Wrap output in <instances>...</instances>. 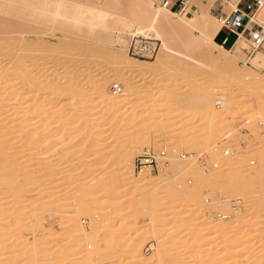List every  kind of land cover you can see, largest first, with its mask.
Returning a JSON list of instances; mask_svg holds the SVG:
<instances>
[{"label":"bare ground","instance_id":"obj_1","mask_svg":"<svg viewBox=\"0 0 264 264\" xmlns=\"http://www.w3.org/2000/svg\"><path fill=\"white\" fill-rule=\"evenodd\" d=\"M68 2H69V8H70V12H69L70 14H69L68 19H69L73 29L81 28V26L86 21L85 18L88 16V17H90V19L89 18H88L89 20L87 18L86 19L88 20L87 24L90 28H96L101 22L107 23L105 25V27L103 28V32L106 34V33H108L109 26L111 27V26H113V24H114V26H115V24L118 25V22L120 21L119 17H120V15H123V14H121L123 12V13H126V15H127L126 17H129V15H130L131 18H133L134 20L137 21V23H138L137 25L139 26V28H138L137 32L135 33L136 38L161 43V49H160V51L162 52L161 58L158 57V58H155L152 60H147V61L133 60L132 58H130V56H127L125 54V52L122 53L123 49H118L119 52H117L111 56L107 55V52L105 49L110 44L104 43V42H100L96 46H93V47H89V48L86 47V50L88 52H93V53H89V56L95 57V59H98V61H97L98 63L103 61V59L108 60L110 67L116 66L117 68L120 69L119 75L117 77L115 76L116 78L114 79V82H115L114 84H118V86H120L121 89L119 92H113V90L111 88V91L113 92L114 95H119L122 92V88L125 87V85H122L123 82L131 81L134 84H143L144 85L147 83H152V81L155 79H161L162 81L169 83L166 86L167 87L166 90L172 86V87H175L174 89L171 88L172 89L171 91H173L172 93H174V91L177 92L180 89L178 86L184 85L185 84L184 82L190 76L193 78V74H195L194 70L196 68H198V66L203 65V62H202V59L200 58V55L206 54V53L208 54V52L210 51L211 52L210 57L214 56L213 58L208 59V61H210L208 63H212L213 66L209 69V71L204 72L203 74L199 75V78H196L195 81H193L191 83V88L188 89V94L191 97L190 98V100H191L190 105L194 106L193 109L196 111L197 114L194 115V118L191 121H190V119L187 120L186 117L180 118V120H177L178 124L173 123L175 126L177 125L176 127L166 125L165 126V133L162 136L165 137V136L169 135V138L167 136L168 139H165L166 143H164V141H162L164 144L162 150L164 152H161L162 151L161 150L160 152L156 153L157 165L155 167H152L151 165H142V166H140L141 169L145 166H150V167H152L151 169L153 171H157L159 173L160 167H161V169H165L164 165L166 164V162L168 163V161H169L168 158H170V160H171L174 157H177L178 159L191 158L189 163H187L186 165H184L185 163L182 160L179 161V163L177 164L176 167H174L173 164L170 165L169 168H171L172 170H174L176 172L179 170L178 173H180V171L184 172L185 170L187 171L189 169H196V168L199 169L200 164H203L206 166V159L207 158H206V156L204 159L201 158L202 157L201 155L203 153L202 151H201L202 153L201 152H199L197 154L195 153V155L189 154L191 151L189 149H191L193 146H195V145L190 144V143H192L196 140L199 142V140H200L201 143L200 144L198 143V144L199 145L202 144V147H204V148H202L201 150H203V151H207V149L211 148V146L212 147L215 146L213 148L214 149L213 151L210 150V151H212V156H213L211 161H214L213 166L216 167L215 172H216V169L218 170V165H219L218 163H223L225 165L222 167L223 169L221 168L222 170H219L216 173V174H219L220 178L218 176H214L215 177L214 179H216V177H218L217 178L218 180L215 181L217 184H220L219 179L225 180V179H229L230 177L231 178L235 177V179L237 180V187L240 190L245 189L248 186H252L251 185L252 183L254 185H256L257 188L258 187L261 188L262 182L264 181V135H263L264 131L263 132L258 131L255 134L253 133L255 138L257 140H259V143H256V144L254 143V145L252 146V149L250 150L252 152V154L256 155V156L255 155H253V156L256 159H258L259 164L257 165L258 167H256V168L252 169L249 167V168H247V170L245 169V170L240 172V170H242L241 169L242 166L245 165L244 163L240 164V162H242V160L240 161V159H233L232 160V159L225 158V156L227 157V156L231 155V152L229 150H225V156H224V155L218 154V149H217L218 147L216 148L217 143L218 142L220 143L219 140H224V142H228L229 137H231L235 132H237L236 130L230 131L232 133H230L229 135L221 132L223 129L231 127L232 124L235 125L234 124L235 122L233 120L234 116L232 117L230 114L233 115V113H232L234 111L233 107L234 108L236 107L235 105H236V101H237L238 96H236L235 92H230L228 86L229 85L243 86V83L245 84V82H247V81L250 82V80H252V82H253V80L255 79L256 82H254V83L251 82L252 84L248 82L249 84H246V85H249L251 90H253L254 92L256 90V91H259L257 93H261V92L264 93V88L260 87L262 84L261 82L264 81L263 77H261L260 75L258 76L256 74L255 75L256 78H254V75H252L253 76L252 77L249 74H245V73H242L240 71L237 72L236 70H233V68L236 67V65H237L235 62L236 60H234L235 58L233 59L232 56L231 57L224 56L225 53H224V50H221L222 48L217 49L215 47L216 48V50H215V48L212 47L211 44H215V43L217 45L220 44L216 41V37L219 34V32L221 31L220 22H219L218 18L214 17L211 14V11H210L211 8L213 7V5H215V3L217 2V0H186L185 10L182 12H179L180 14L185 12L183 17H181L180 14H177V11L171 10L170 8L163 6V4L161 3V0H68ZM190 2L196 4V6H198V8L201 11V16H200L201 20H200V22L198 21V24L196 23V19H198V18L195 19V17L194 18L192 17L188 21L185 20V18L187 16V12H190L189 11L190 10ZM225 2H224V6L227 8V4ZM125 3H126L125 6H127L128 8H123L124 6H122V5H124ZM38 5H36L35 0H0V14L4 15V17L0 20V42L9 43V46H8L9 50L13 49V47H14V49L16 48L15 50L17 52L14 55V60L12 62L15 65H17V66H15L16 68L14 67L13 70H10L9 74H6L7 72L0 74V83H3V86H4V83L6 84L7 80L11 81V85H10L11 91L8 92L9 96H7L6 99H4V96L1 95V94H4L3 91L5 90V88H4L5 86L2 87L0 85L1 89L4 88V90L0 89V112H2V111L4 112V110H8V112L10 111V115H8V116L12 117V119H10L9 121H5L7 118L0 121V134H3L4 132H8V131H13L11 133L17 134V136H15V137L20 138L19 140H15V139L12 140L10 138H14V137H3L2 135H0V138L3 139L0 142V172H2L3 170L5 171V169L7 170L9 168L8 174L16 173L17 177L19 174H22L23 179H24V180H22V182L24 181V183L21 182L23 184V186L21 185L22 186L21 188L23 190L22 189L21 190L23 192L29 191L30 187L32 185L35 186L34 184L37 183L38 182L37 180H39V179L41 180V182L39 180L38 185H40L42 182H43L42 184H45L44 182L56 181L58 179L57 177H58L59 173H56V172L52 173L51 172L48 174V172H47V173H45V175H43V176L39 175L41 177H37L36 174L40 172L39 167H41V169H42V167H45V165H46L47 167L53 168V166H55V165H53L51 167L50 166L51 163H44L43 159L34 160L35 158L30 157V156L28 158H26L27 159L26 161L24 160L25 163L23 164L22 167L20 166L19 169H16V167L14 168L13 166L6 165V162H9L10 161L9 158L12 157V156H6L7 154H5V153H7V152L4 150L7 147L8 148L9 147H19L20 143H22V142L25 145V147H28L29 144L31 145V144H36V143L39 145V144L43 143V141H46L47 139L56 138L57 136H54V135L51 136V134L55 133V132L53 131V129H50L49 127H51L52 125L54 126V124H56V123L57 124L54 126L55 127L54 129L57 128L56 126H59L58 124H61V126H59L60 128L62 127V124H64L65 123L64 121H66L67 119L64 120L62 115H61V117L59 115H60L61 111L64 110L65 108H66L65 110H67V107H70L68 110L73 112L72 113L73 116L70 117V122L67 121L68 125L69 124L71 126L74 125V127L72 128L74 130H76L77 128H80V124H78V120L76 122L74 120V123L71 124L73 119H75L73 117H75L77 115H81V113H82V110H83L82 108L84 106L83 107L81 106L82 108L78 107V105H80V102L85 105V107H84L85 108L84 109L85 114H83V118L81 119V122L83 124H86V125H90V122H94V123H92V125H93L92 127H94L92 130L95 129L97 132H104V131L106 132V129H107L106 125L95 124L96 121L99 120V118H102L101 116L105 117L108 115V116H111L110 119H114V117L112 118V116H115V114L117 113V117H115V119H117L118 117H119L118 119H120L117 121V123H118L117 125H120L119 123L122 124V122L125 119L122 117L124 114L122 116L121 115L119 116V114H118L119 113L118 111L121 110V108H122V107H120V105H121L120 103H122V105H123V101H121V98L118 99L116 97V99H118V100H116L115 98L110 97L111 94H109V92L107 91V89L105 87H103V88L99 87V84L101 82L105 81L109 77L111 71H107L105 74L103 73V75L98 74L97 75V77H99L98 79L96 78V80H92V81L90 80L89 81V79L93 76L92 71L90 73H82V72L78 71V69H75L76 72H74V70H71L68 68L69 66L67 68H65V66H67V65H64V68H65L64 70L61 71V69H60V71H59V70H51L52 68L47 69V67H48L47 66L46 69L48 71L51 70L52 71V72L50 71L51 74H55L56 76H60L61 78L65 79L66 88H64L65 86L62 87L63 85H61L60 83L52 86L53 85L52 84L53 78L50 79V77L47 76V74H46V77H44V75H43L44 70L43 69H45V67H43L42 65H44V64H45V66L47 65L46 63L48 61L45 63V61L47 60L45 58L46 53L44 55L42 54V56L40 54L41 57L38 56L39 57L38 60H40L38 62L42 61L41 67H43V68H41V69L37 68L40 70L36 73H33L35 70L33 72L28 70V67H29L28 61L30 63V60H32V58H31V56H28L29 53L27 50L28 49L27 47L30 44V43L29 44L27 43V40H28L27 39V34H28V31H27V21L28 20L27 19H28V13L33 19H34V17L36 19V17H38L40 13H43L45 11V9L43 8L44 6L42 7V5H41V7H40V5L39 6ZM119 5L121 8H119ZM58 6H59V8H58L59 11H60V9L64 8L63 3L58 4ZM260 14L264 15V9L262 10V12ZM56 15L58 16L59 12L56 11ZM123 17H125V16H123ZM94 19L97 20V23H96L97 25L92 23V20H94ZM125 23H126V21H125ZM195 23L197 25H195ZM108 24H110V25H108ZM90 31H93V30L91 29ZM195 33H199L200 36L196 37ZM241 39L245 43V39L244 38H241ZM38 40H40V39L37 38V41L36 40H35V42L33 41L35 43V45L41 44V43H39ZM33 42H32V44H33ZM43 42L46 45L45 40ZM3 44H2V46H3ZM51 44H53V43H51ZM51 44L50 45L48 44V45L51 46ZM245 46H246V43H245ZM10 47H12V48H10ZM41 47H43V46H41ZM48 47H47V49H48ZM57 47H60V46H57ZM61 47L64 48V50L62 48V51H63L62 54H65V56L66 55L68 56L69 53L66 54V51L69 52L71 47L69 48V47L62 46V45H61ZM217 47H219V46H217ZM49 49H50V47H49ZM45 50H46V48H45ZM50 50H52V48ZM54 50H56V49H54ZM213 50H215L214 52L216 54H213ZM262 50H264V44L262 45V47L258 48L253 53L252 56L247 57V55L246 54L245 55H246L247 59H251L259 51H262ZM196 51H198L199 54L197 56L193 57V55H191V54L196 52ZM45 52H47V50ZM25 53H26V56L23 58L22 55H24ZM55 54L57 55L58 53L56 52ZM55 54H54V56H56ZM219 54L221 55L220 57H219ZM31 55L36 56L37 54L36 55L31 54ZM51 55H52V53H51ZM38 57H36V58H38ZM47 57H48V53H47ZM61 57L62 56H60V58ZM165 57H167L168 59H164ZM101 58H103V59L100 61ZM263 59H264L263 55L258 54V57H257V59H255L253 64L255 66H258L259 64L264 66V60ZM0 60H1L0 61V64H1V62H3L2 61L3 59H0ZM61 60H63V59H61ZM36 61L37 60H35V62ZM103 62H105V61H103ZM54 63H55V61H54ZM106 63L107 62H105V64ZM208 63L206 65H208ZM62 64H63V62H62ZM220 64H221V66H220ZM49 65H50V63H49ZM222 66H224V68H226V70L230 72L229 75L222 74L220 72V67H222ZM29 68H32V67H29ZM60 68H61V66H60ZM53 69H55V68L53 67ZM57 69H59V68H57ZM62 69H63V67H62ZM123 70H127L129 72L123 74L122 73ZM163 70H165L166 72L162 73L161 71H163ZM45 73H46V71H45ZM55 75H53V76H55ZM176 75H178V78L175 80ZM53 76H51V77H53ZM120 77H123L122 81L120 80ZM250 77H251V79H250ZM174 80L176 81L175 84H174ZM97 82H98V84H96ZM172 83H173V85H172ZM258 83H260V86L255 85ZM250 84L253 86H251ZM168 85H169V87H168ZM244 88H246V87H244ZM250 88H248V89H250ZM32 90H35L37 92L36 93L34 92L35 93L34 99H31V101H30V99H28L29 98L28 95H29V93H31ZM92 90L100 91L99 93H96L97 91L93 93V94H95V93L98 94V96L100 94V97H98V101L94 100L91 97L93 95L91 93V92H93ZM124 90H125V88H124ZM6 91H7V88H6ZM63 91H65V95L69 98H67V100L64 99V100H60V101H55L56 98L58 99V95L63 93ZM130 92H132L133 95L138 94V92L136 93L133 90ZM174 94H176V93H174ZM5 95H6V93H5ZM99 98H101V99H99ZM73 99H75V100L72 101ZM30 102H32V103H30ZM218 105H220V107H217ZM236 110H238V109H236ZM235 112L236 111H234V114H236ZM27 115H29V116L33 115L34 118H40V116L44 115L45 118L43 117V121L41 119V120H38L37 122H35L34 120H36V119H33V118L28 119ZM96 116H98V117H96ZM71 118H72V120H71ZM151 120L152 119H146L145 121L148 122ZM31 121H34V122H31ZM235 121H236V119H235ZM38 122H41L42 124L37 125ZM245 123H246V121H245ZM241 124L238 127H241ZM259 124L264 127V120H262V122H259ZM65 125H66V123H65ZM68 125H66V126H68ZM245 125H243V127ZM121 128H122V126H121ZM123 130H124V127H123ZM123 130L121 129L122 132H123ZM64 131H65V135L67 136L68 133L66 132V130H64ZM255 131H257V130H255ZM59 132H61V131H59ZM118 132H120V129ZM220 132L225 134V135H222V134L220 135ZM238 132H240V130ZM89 133L90 134H87L88 136L86 135L85 138H86V140L90 139V140H87V141H89L88 142V149H91L93 151V150H96V148L99 145H101L99 143H102V139L100 141L98 139L99 137L95 138V134H93L94 132L93 133L89 132ZM63 134L64 133L59 134V135H61L60 136L61 138L60 137L56 138L57 141L58 140L62 141V139L64 138V137L62 138ZM236 136H237V133H236ZM123 139H124L123 136L115 137L114 140L110 143V147H112L111 149L114 150L112 152V154L107 153L106 155L99 156V158L97 157L99 160L105 159L108 162H113L115 164L118 163L117 165H119V168H117L118 170L117 169H116L117 171L115 170L116 171L115 172V181H113V183H111V184L106 183L104 186L111 189L110 191L113 190V192H115V191H118V189H121L120 184L123 181H125L126 179H128V185L129 186L127 184L126 185L128 186V188L130 187V189L132 187H136L140 183H143V184H145V183L150 184L151 183V184H153L155 182V180H154L155 176L151 173V171L148 170L146 172H137L135 170V163H134L135 162L134 157L137 155V153H139L141 151L144 152L142 150L143 147H150L151 146L149 143L151 138H149L148 136L145 138H142V136H140L139 138H137L136 140H134V142H132L130 144L124 143V141L122 143ZM64 140H66V139H64ZM69 142H70V140H69ZM48 143H50V142H48ZM62 143H64V141H62ZM68 143H67V145H68ZM209 143H212V145L211 146L208 145ZM229 143L233 144L232 142H229ZM38 145H36V146H38ZM102 145H106V144H102ZM102 145H101V147H102ZM158 145H157V147H158ZM30 147L32 148L33 145H31ZM104 148H105V146H104ZM181 149L182 150L188 149V151L185 154L184 152H181L182 151ZM71 150H72V148H69V149H66L65 151L67 154L70 153V155H71ZM27 153H30V152H27ZM95 154H97V152ZM34 161H36V162H34ZM200 162H202V163H200ZM94 164L92 166L94 168L95 167L96 168L90 169V171H92V173L96 174V172L98 170V168H97L98 164H95L96 166H94ZM254 164H255V162H254V160H252L250 162V166L253 167ZM36 168H39V170L37 169L38 170L37 171ZM99 168H101V166ZM33 169H34V171H33ZM50 171H51V169H50ZM101 171H103V170H101ZM238 171H239V174H236ZM104 172L105 171L100 173V170H99L98 177H101V178L104 177V179H106L107 173L106 172L104 173ZM183 172H182V174H183ZM213 172H214V170H211L212 174H214ZM41 173H43V170L41 171ZM41 173H39V174H41ZM2 174H3V172H2ZM16 174H13V175L16 176ZM183 177H184L183 175L181 177L176 176L175 178H173V177L168 178V180H162L160 182V183H162V182L165 183V186H166L165 190L166 191H170L171 189H176L179 191L178 192L179 194L176 196L175 200L173 202H171V204L173 203L172 205H174L175 207H173L172 205L169 204L170 205L169 210L167 209L169 211L168 214L181 213L182 209L179 210V208H181V206L183 205L182 203H185V202H189V203L191 202V206H188L190 209V210H188L189 212L191 211V212L195 213V212L199 211V214L201 212L200 216L197 215L198 213L196 214L199 217L193 216L187 221V223H188L187 226L190 228L191 227L193 228L196 226L195 227L196 230L193 228L195 230V232L192 235V238L190 240H188V243L186 242L184 244V242H183L184 245L180 246L181 249L183 247L184 249L185 248L189 249L190 252L197 250V252L193 253V254L197 255V253L199 251L198 249L209 247L207 249H209V250L211 249L212 251H214V253H215L214 255H217V254L221 253L222 250L226 249L225 246L228 245L229 247H238V250L236 253L232 252V257L235 255H242L241 254L242 248H240V247L245 243V241L249 240V237L245 238L247 240H245L243 238L245 241L242 239V236L237 237V236H240V235H238L239 230L237 228V227H239L240 222H238V224H237V222H233V223L227 222V223L222 224L221 227H219V226H217V224L215 222L213 225L211 224V222L205 223V219H204V217H206V216L209 220L214 219V218H218V220L219 219H222V220L226 219L227 221L228 220L230 221L232 218L233 219L236 218V215L238 216V214L235 215V213L237 211H235L234 209L242 206V199L239 198L237 205L233 206L234 207V209H233L231 207L232 203H230V202H232L230 199L231 197H228V196L224 197L223 195H220V194L218 195L216 193H213V189L212 190L210 189L212 192L208 191V190H207L208 192L205 191L206 194L204 193V196L199 195L197 193V191H199L198 189L201 185V178L198 175L193 176L194 181H192L191 184H188L186 182V180L182 179ZM0 179H2V178H0ZM16 179L19 181L18 178H16ZM160 179H163V178H160ZM160 179H158V180H160ZM14 180H15V178H14ZM98 181H99V179H98ZM106 181H108V180H106ZM0 184H1V182H0ZM19 184L20 183L16 184V181L13 182V184L9 183V185H12L11 189H13V187L16 188L17 186H19ZM51 185L48 188L42 187L41 189H39L40 188L39 187L38 191L35 192V195L34 196L31 195V196H33L32 198L23 199L21 197H18L16 199L14 198V201L12 198L9 200L10 202L7 200L8 203L6 201L7 204H4V202H5L4 198L5 197L1 196L2 194L0 195L1 197H3V198L0 197V219H5L8 217L12 218V221L10 219V221H11L10 223L7 222V224L0 225V238L5 239V240L0 239L1 240L0 241V247H3L4 243H6V242L10 243L11 239L15 238L14 242L13 243L11 242L12 244H10L7 248L3 249L5 251L6 250H8V251L4 252L3 254H0V264H28V258H30V257L31 258L34 257V260L31 261V262H33V264H86L88 262H90L91 264H100V263L102 264V260L106 259L107 257L111 261L110 264H122V263H119V259L117 257L119 251L121 250V247L119 246V244L124 242L125 246H126V244H128L127 241H129V239L124 238L126 234H124L123 232H122V234H118L117 238L114 237L116 235L114 232L111 231L112 229L110 230V227H106L107 222L102 221V219H104V218H101V216L99 215V213H101V212H99V213L95 212V211H97V212L99 211L97 209V206L95 203L96 201H98V199H97L98 197L97 198L95 197L96 199L94 198L95 200H92L89 203V205H87V206H85V204L84 205L82 204L83 202H82L81 198L76 200L73 204V207L77 209L76 215H78V216H76L74 218V216H75V214H74L72 216L73 219H70L68 221V223L70 222V224L66 228H63V230L61 232H52L46 228H42L43 222H40V221L42 220V218H45V217H43L44 212H46L45 208L47 206H51L52 204H56L58 202V198L56 201L54 200L53 202H49V199L52 198L53 194L54 193L57 194L56 190L59 188L58 186L50 188ZM92 185H93V183H91V186ZM114 185H116V187H114ZM40 186H42V185H40ZM95 186H97V185H95ZM256 186H254V187H256ZM260 188H258V190ZM88 189H89L88 185L82 184V185L78 186V191L77 190L76 191L78 192V194H81V193H85V192L87 193ZM99 189L101 190V188H99ZM109 189H106V190L109 191ZM141 189H142V187H137L136 190L134 189V191H131L128 189L127 190L133 192V193H131L133 195L136 194V201L141 199V203H142L143 202L142 200H143L145 195L142 197L143 192ZM90 190H91V188H90ZM242 191L245 192V190H242ZM120 193H122L121 190H120ZM99 195H100V193H99ZM113 195H114V193H113ZM220 196L223 197L222 200L219 199ZM85 197H86V194H85ZM8 198H10V197H8ZM88 198H89V196H88ZM86 199H87V197H86ZM109 199H110V197H109ZM203 201L215 202L216 207H219L220 209H222V210H220L218 208H217L218 210L215 209L217 211H220L219 213L217 212L219 214V216L216 212L215 213L217 214V216L215 214L214 216H216V217H214L212 215V214H214V212L212 213L211 211L206 212L205 210H202L204 208ZM110 203H112V201ZM137 203L138 202H136V206H137ZM141 203L139 202V204H141ZM145 203H146V200H145ZM175 203H177V204H175ZM229 203H230V205H229ZM150 204H152V203H150ZM155 204L156 203H154L153 205H155ZM226 205H229V206H227L229 208H227ZM225 208H227V209H225ZM176 209H178V210H176ZM100 210H102V209H100ZM149 210H151V209H149ZM93 211L95 214L91 213L92 215H87L89 212H93ZM156 211H157V209H156ZM239 211H240V209H239ZM222 212L225 214H223ZM157 213H158V211H157ZM157 213H156V216H155V214L150 216L148 218V221L151 222L152 227L154 229V232H155L154 238L157 240L156 242L158 243L157 244L158 247L153 248V249H155V252L151 257L143 258V256L140 255V253L137 254L139 252V249H140L139 248V242L137 239L136 240L134 239L131 242L132 245L130 248L131 253H132V256H130V257H131V259L133 258L132 264H189V260L187 262L185 260V262L183 261L182 263H179L178 259H177L178 256H177V258L175 256V255H177V253L175 254V253L171 252L172 250L174 251V249H177V245L173 244V243L175 241V238H177L179 235L183 234V231H185V228L182 231L180 228V224H178L180 221L177 222L176 225L173 226L174 228H170L168 230L173 234V238L171 239L173 241H169V242L167 241L168 243L162 242L164 240H162L163 237L160 234L161 232L156 231L155 228H157L156 227L157 225L156 226L154 225L156 218H158ZM103 214H105V213H103ZM103 214L101 213V215H103ZM84 215L89 216L88 218L90 219V221L88 222L87 225H82L80 223V221H81L80 216H84ZM68 219H69V217H68ZM226 220H225V222H226ZM34 221H36L37 223L32 228H30L29 225L31 223L33 224ZM133 221L136 222L135 219H133ZM203 221H204V223L202 224ZM136 223H135V225H136ZM200 223L202 224L201 226H199ZM187 226H184V227L188 228ZM131 227H129V228H131ZM261 227H264V226H259L257 230H259V228H261ZM28 228H30L29 233L31 235V238L29 239V241H28V238L26 237L25 234H23V236H20V234H18V232H20V233H21V231L24 232V231L28 230ZM103 230H104L105 234L109 236V239H107V237H105L104 233H102ZM218 231H220V232H218ZM16 233L19 235V238L21 239V241L19 238L18 239L16 238L17 237V236H15ZM208 233H213V234L214 233H218V234L221 233L222 235H220L221 237H218L214 240H210V239L206 240V236H207L206 234H208ZM233 233H235V234H233ZM228 234H231V236L230 235H229V237L226 236ZM202 237L204 240H201ZM243 237H244V235H243ZM24 238L25 239L27 238V239L24 240ZM221 238H224V240H222ZM250 238H253V236H251ZM13 239H12V241H13ZM194 239H197V241H195V243L193 241ZM19 241L21 244H19ZM199 241H202V242H199ZM217 241H219L220 243H217ZM52 242H55L54 249L52 248L53 246L50 247V244ZM197 243H201V244H197ZM222 244H224V247L222 246L224 249L220 246ZM263 244H264V242H263ZM20 245H22V247L18 248ZM210 246H212V247H210ZM174 247H176V248H174ZM251 247H252V245H251ZM250 249L251 248L248 247V250H250ZM202 250L204 251V249H202ZM177 251L175 250V252H177ZM180 251H182V250H180ZM180 251H178V252H180ZM245 253L248 254V252H245ZM229 255H230V253L228 254V256ZM194 257H195V255L193 256V258ZM230 257L231 256H229L227 258L230 259ZM107 259L105 261H107ZM183 260H184V258H183ZM202 260H203V258H202ZM205 260H203V261H205ZM110 261H108V262H110ZM212 262H213V260H212ZM207 263H209V262H207Z\"/></svg>","mask_w":264,"mask_h":264},{"label":"rangeland","instance_id":"obj_2","mask_svg":"<svg viewBox=\"0 0 264 264\" xmlns=\"http://www.w3.org/2000/svg\"><path fill=\"white\" fill-rule=\"evenodd\" d=\"M225 1L226 0H220V3L223 4V6H224ZM35 2H36V5L39 4L40 7H41V5H42V7L44 6L43 8L45 9V11L43 13H40L39 16L36 17V19H35V17L33 19L28 13V19H27L28 20L27 21V31H28L27 39L28 40H27V43L28 44L30 43V44L28 45L27 50L29 53L28 56H31V58H32V60H30V63L32 62L31 64L28 61V66L32 67V68L28 67V70H30L32 72L35 70L33 73H36L41 68L45 67V69H46V67L48 66L47 69L52 68L51 70H59V71L61 69V71H62L69 66L68 68L71 70H74V72H76L75 69H78V71H80L82 73H90L92 71L93 76L92 75L91 76L93 78L91 77L92 79L90 78L89 81L90 80L91 81L96 80V78L98 79L99 78V77H97L98 74L103 75V73L105 74L107 71H111L109 77L105 81L101 82L99 84V87H101V88L105 87L107 89V91L109 92V94H111L110 97L115 98V99H116V97L118 99L121 98V101H123L124 106L122 105V103H120L121 104L120 107H122V108H121V110L118 111L119 112L118 114H119V116L120 115L122 116L124 114L122 117L125 119L122 122V124L119 123L120 125H117L118 124L117 121L120 120V119H118L119 117L117 119H115V117H117V113L115 114V116H112V118L114 117V119H110L111 116H108V115L105 117L101 116L102 118H99V120H97L95 124L106 125L107 129H106V132L105 131L104 132H97L95 129L92 130L94 128V127H92L93 126L92 123H94V122H90V125H86V124H83L81 122V119L83 118V114H85V111H84L85 105L80 102V105H78V107L82 108L84 106L82 108L83 110L81 109L82 113H81V115H77V116L73 117L75 119H73V121L71 122V124H72V123H74V120H75V122L78 120V124H80V128H77L76 130H74V129H72L74 127V125L73 126H71L70 124L68 125V122H70V117L73 116L72 115L73 112L68 110L70 107H67V110H65L66 108L64 110H62L60 115H59L60 117L62 115L64 120L67 119L64 122L68 126H66L64 123V124H62V127L60 128L59 126H61V124H58L59 126H56L57 128L54 129L55 128L54 126L57 124L56 123V124H54V126L52 125L51 127H49L50 129H53V131L55 132V133H52L51 136L54 135V136H57L56 138H59L61 136L59 134L64 133L62 135V138L64 137L62 139V141H64V143H62L61 140L57 141V139L54 138L55 140L54 139H47L46 141H43V143L39 144L40 146L37 143L31 144V145H33L32 148L30 147L31 146L30 144H29L30 146L28 145V147H25L23 142L20 143L19 147H9V148L7 147L4 150L7 152L5 154H7L6 156H12V157L9 158L10 161L6 162V165L13 166L14 168L16 167V169H19L20 166L22 167L23 164L25 163L24 160L26 161L27 160L26 158H28L30 156V157L35 158L34 160L43 159L44 163H51L52 164V165L50 164L51 167L53 165H55V166H53V168L47 167L45 164H44L45 167H42V169H41V167H39L40 168L39 173H41L42 170H43V173H41V174L37 173L38 174V175L36 174L37 177H41V176L45 175V173H47V172H48V174L51 172L52 173L56 172V173H59V175H58V177H57L58 179L56 181L44 182L45 184H42L43 183L42 182L40 184L42 186L38 185V182L40 180L39 179V180H37L38 182L34 184L35 186L32 185L30 187L29 191L23 192L22 191L23 189L21 188L23 186L22 183H24V181L22 182V180H24L23 175L19 174L17 177L16 173H13V174H16V176L13 174H8L9 168L7 170L5 169V171L3 170L2 171L3 174H2V172H0V174H1L0 178H2V179H0V182H1V184H0V195L2 194L1 196L5 197L4 198L5 199L4 204H7L8 201L12 198H13V201H14V198L16 199L18 197H21L23 199L32 198L35 195V192L38 191L39 187H40L39 189H41L42 187L48 188L51 184L53 186L51 185L50 188L58 186L59 188L56 190L57 194H55L53 192L54 193L52 196L53 199L52 198L49 199V202H53L54 200L56 201L58 198V202L56 204H52L51 206H47L45 208L46 212H44V214H43V217H45V218H42V220L40 222H43L42 228H46L52 232H61L63 230V228H66L70 224V222L68 223V221L70 219H73L72 216L74 214H75L74 218L76 216H78V215H76L77 209L73 207V204L76 200L81 198V200L83 202L82 204L83 205L85 204V206H87V205H89V203L92 200H95L98 197L97 199L99 202L96 201L95 203H96L97 209L99 211L98 212L95 211V212L96 213L101 212L102 214L105 213L103 215H101V213H99V215L101 216V218H104V219H102V221L107 222V224L105 223L106 227H110V230L112 229L111 231L115 233L116 236H114V237L117 238L118 234H122V232H123L124 234H126L124 238H127L130 241V242L127 241L128 242V244H126L127 247L125 246L124 242H123L124 244L123 243L119 244V246L121 247V250L119 251L117 257L119 259V263H122V264H124V263L125 264H132L133 258L131 259V257H130V256H132L130 248L132 245L131 242L134 239L135 240L137 239L139 242V248L140 249H139V252L137 254L140 253V255H142L143 258H149L154 254L155 249H153V248H157L158 243L156 242L157 240L154 238L155 232H154V229L152 227L151 222L148 221V218L154 214L156 216L157 211L159 214L157 213L158 218H156L154 225L155 226L157 225L156 226L157 228H155V230L161 232L160 234L163 237L162 240H164L162 242L168 243L169 241H173V240H171L173 238V234L168 230L170 228H174L173 226H175L177 222L180 221L178 224H180V228L182 231L185 228V231H183V234H181L177 238H175V241L173 243V244L177 245V249H174V248H176V247H174L173 248L174 251L173 250L171 251L172 253H175V254L177 253V255H175V256H176V258L178 256L177 259H178L179 263H182L183 261L185 262V260L187 262L189 260V264H209V263L210 264H217V263L218 264H220V263L221 264H264V244H263V242H264V227H261V228H259V230H257L259 226H264V181L262 182V185H261L262 189L260 187H258V188H260L259 190H258L257 186L254 185L253 183L251 184L252 186H248L249 188L246 187L245 189L240 190L237 187V180L235 179V177H232V178L230 177L229 179H225V180L219 179L220 184H217L215 181L218 180L217 178L218 177L220 178V176H219V174H216V173H217V171L222 170L223 169L222 167L225 165L223 163H218L219 164L218 170L216 169V172H215L216 167L213 166L214 161H211V159L213 158L212 151L214 150L213 148L215 147V146H213V147L211 146L212 143L208 144L211 146V148L207 149V151L201 150L204 147H202V144L199 145L201 143L200 140H199V142L196 140V141L190 143V144H193L195 146H193L191 149H189L192 151V152L190 151L189 154L195 155V153L197 154V153L202 151L203 153L201 152L202 153L201 158L204 159L205 156L207 158L206 159V166L203 164H200L199 169L196 168V169H189L187 171L185 170L184 172L182 171L183 174L181 171H180V173H178L179 170L177 172L172 170L171 168H169L170 165L173 164V166L176 167L177 164L179 163V161H181V160L184 161V163H185L184 165H186L187 163H189L191 158L178 159L177 157H174L171 160H170V158H168L169 159L168 163L166 162V164L164 165L165 169H161V167H160L159 173L157 171H153L151 169L152 167H150V166H145L141 169L140 165L135 164V170L137 172H146L148 170L151 171V173L155 176V179H154L155 182L153 184H151V183L150 184L149 183H145V184L140 183L136 187H132L130 189V187L128 188V186H129L128 185V179H126L125 181H123L120 184L121 189H118V191H115V192H113V190L110 191L111 189L104 186L106 183L111 184V183H113V181H115V172L118 170L117 168H119V165H117L118 163L115 164L113 162H108L105 159L99 160L98 158H99V156L106 155L107 153L112 154V152L114 150L111 149L112 147H110V143L114 140L115 137L123 136L124 139L122 140V143L124 141V143L130 144V143L134 142V140H136L140 136H142V138H145L148 136L149 138H151L149 141L151 146L150 147H143L142 150L145 152V150L151 149L155 153H158L163 149L164 144L162 141H164V143H166L165 139L169 138V135H167L168 138H167V136H165V137L162 136L165 133V126L166 125L176 127L177 125L175 126L173 123L178 124L177 120H180V118L186 117V119L187 120L190 119V121L194 118V115L197 113L193 109L194 106L190 105V102H191L190 98L191 97L188 94V89L191 88V83L193 81H195L196 78H199V75L203 74L204 72L209 71V69L213 66L212 63H208V62H210V61H208V59H211L214 57V56L210 57L211 52L209 51L208 54L206 53V54L200 55V58L202 59L203 65L198 66V68H196L194 70L195 74L192 73L193 78L190 76L184 82L185 83L184 85L178 86L180 89L177 92L174 91V93H176V94L172 93L173 91H171L172 90L171 88L174 89L175 87L171 86L169 89L166 90V88H167L166 86L169 83L164 82L161 79H155L152 81V83H147L144 85L143 84H134L131 81L123 82L122 85H125V87H124L125 90H124V88H122V92L119 95H114L113 92L111 91V86L115 83L114 79L119 75L120 69L117 68L116 66L110 67L108 60H104L103 58H101L100 61L103 59V61H105L107 63L105 64V62H103V61H101V62L99 61L100 63H98L97 62L98 59H95V57L89 56V53H93V52H88L86 50V47H88V48L93 47V46H96L100 42H104V43L110 44L105 49L107 52V55L111 56V55L119 52L118 49H123L122 53L125 52V54L127 56H130V58H132L133 60L147 61V60H152V59H155L158 57L161 58V56H162V52L160 51L161 43L136 38L135 33L137 32V30L139 28V26L137 25L138 24L137 21L134 20L133 18H131L130 15H129L130 18L126 17L127 16L126 13H123V12L121 13L123 15H120V17H119L120 21L118 22V25L115 24V26H114V24H113V26H111V27L109 26L108 33L105 34L103 32V28L105 27V25L107 23L101 22L96 28H90L87 24L88 20L90 19V17H88V16L86 18L87 19L89 18V19L87 20L85 18L86 21L81 26V28L73 29L71 26V23L68 19L69 14H70L69 13L70 8H69L68 0H61V1L60 0H35ZM62 3L64 4V8L60 9V11H59L58 4H62ZM125 5H126V3L124 5H122V6H124L123 8H128ZM215 6L216 5H213V7L210 10L211 14L214 17H216V14H217V12L214 10ZM119 8H121L120 5H119ZM224 9H226L225 6H224ZM56 11L59 12L58 16L56 15ZM189 11L190 12H187V16H186L185 20L188 21L192 17L193 18L195 17V19L198 18V19H196V23L198 24V21L200 22V20H201V18H200L201 11L198 8V6H196V4L190 2V10ZM177 14H180V13L177 12ZM184 14H185V12L181 13L180 16L183 17ZM123 16H125V17H123ZM3 17H4V15L0 14V20ZM125 21H126V23H125ZM92 23L96 24L97 20H95V19L92 20ZM196 23H195V25H197ZM108 25H110V24H108ZM89 29L90 30L92 29L93 31H90ZM195 36L199 37L200 34L195 33ZM225 37H227V40H228L227 45L234 38L233 34H230L226 29H222L219 32V36H218V38H216V41L219 43V41H222V39ZM37 38L40 39L38 41L42 45L41 44H39V45L36 44L37 46L35 45L34 42H35V40L37 41ZM44 40L46 42V45L43 42ZM32 42H33V44H32ZM1 43L3 44L4 42H0V49H1L0 50V55H1L0 59H3L2 60L3 62H1V64H0V74L6 73V72H7L6 74H9V71L13 70L14 67L17 66L14 63H12L14 60V55L17 53L15 50L16 48L14 49V47H13V49L9 50V47H8L9 43L5 42L3 44V46ZM51 43H53V44H51ZM48 44L49 45L51 44V46L52 45L53 46L51 47ZM61 45L69 47V48L71 47L70 48V50L72 49L71 51L70 50H69V52L66 51V54L69 53L68 54L69 57L67 55L65 56V54H62V52H63L62 48L63 47H61ZM211 45H212V47H214V48L216 47L217 49L222 48L221 50H224V53H225L224 56H229V57L232 56L233 59L235 58L234 60H236L235 62L237 65H236V67L233 68V70H236L237 72L240 71L242 73L249 74L251 76L254 75V78H256L255 75L257 74L258 76L260 75L264 79V66H262L260 64L258 66H255L253 64L255 59H257L258 54H261L264 57V50L259 51L251 59H247V57H246V55L242 49L245 46V43L241 38L238 39L235 42V44L232 45L231 47H230V45L229 46H223V45L221 46V44L217 45L216 43L211 44ZM41 46H43V47H41ZM46 46L47 47L49 46L50 49L52 48V50H50L49 47L47 49ZM57 46H60V47H57ZM217 46H219V47H217ZM10 48H12V47H10ZM45 48H46L47 52H45L46 51ZM216 48H215V50H216ZM54 49H56V50H54ZM63 50H64V48H63ZM215 50H213V54H216L214 52ZM56 52L59 55L58 54L56 55L55 54ZM47 53H48V57H47ZM51 53H52V55H51ZM31 54H33V55L37 54V55L32 56ZM40 54H41V56H42V54L43 55L45 54L46 57L45 56L44 57L47 59V60L45 59L46 60L45 63L48 61L46 63L47 64L46 66H45V64L42 65V63H41L42 61L38 62V61H40V60H38L39 57H41ZM54 54L56 56H54ZM198 54H199V52L196 51V52L192 53L191 55H193V57H195ZM22 56L24 58L26 56V53ZM60 56H62V57L60 58ZM220 56L221 55L219 54V57ZM36 57H38V58H36ZM61 59H63V60H61ZM164 59H168V58L165 57ZM35 60H37V61L35 62ZM60 60L63 62V64ZM54 61H55V63H54ZM49 63H50V65H49ZM207 63H208V65H206ZM41 65L43 67H41ZM64 65H67V66H65V68H64ZM60 66H61V68H60ZM220 66H221V64H220ZM53 67L55 69H53ZM62 67H63V69H62ZM37 68H40V69H37ZM57 68H59V69H57ZM45 69H43L44 70L43 72L45 73V71H46V73L45 74L43 72L42 73H43L44 77H46V74H47V76H49L50 79L53 78L52 79V84H53L52 86L60 83L61 85H63L62 87L65 86L64 88H66L65 79L61 78L60 76H56L55 74H51V72H52L51 70L48 71L47 69L46 70ZM127 72H129V71H127V70L122 71L123 74H125ZM161 72L165 73L166 71L163 70ZM220 72L222 74H227V75L230 74V72L227 71L226 68H224V66L220 67ZM53 75H55V76H53ZM51 76H53V77H51ZM177 78H178V75H176L175 80ZM122 79H123V77H120L121 81H122ZM250 79H251V77H250ZM175 80H174V84L176 82ZM248 82L249 81L245 82V84L243 83V86H240V85H229L228 86L230 92H235L236 96H238L237 101H236V105H235L236 107L235 108L233 107L234 111H236L235 112L236 114H234V111L232 112L233 115L230 114L232 117L234 116L233 120L235 122L234 123L235 125L232 124L231 127L223 129L221 132L228 134V135L230 133H232L230 131L236 130L237 132H235L231 136L232 138L231 137H229V139L227 138L228 142H224V140H219L220 143L218 142L217 146H216V148L218 147L217 148L218 154L225 156V150H229L231 152V155H229L227 157L225 156V158L232 159V160L233 159H240V161L242 160V162H240V164L244 163L245 167L241 165L242 170H240V172L245 170V169L247 170V168H249V167L252 169L258 167L257 166L259 164L258 159H256L253 156L255 154H252V152L250 150L252 149V146L254 145V143L255 144L259 143V140H257L255 138L254 134L258 131L259 132L264 131L263 130L264 127L259 124V122H262V120H264V96H263L264 93L263 92H261L262 94L257 93L259 91H256L254 88L253 89L255 90V92L253 90H251L250 86L246 85V84L251 83L252 80H250L249 83ZM254 82H256L255 79L253 80L252 83H254ZM261 83L264 85V81H262ZM96 84H98V82ZM262 84H261V86H260V83L255 84V85L256 86L258 85V86L264 88V86ZM0 85L2 87L5 86L4 87L5 90H4V88L1 89V87H0V89L4 90L3 91L4 94H1V95H3L4 99H6L7 96H9L8 92L11 91V89H10L11 88V86H10L11 81L7 80L6 84L4 83V86H3V83H0ZM172 85H173V83H172ZM251 86H253V85H251ZM168 87H169V85H168ZM244 87H246V88H244ZM6 88H7V91H6ZM248 88H250V89H248ZM98 90H96L97 92L95 90H92L93 92H91V93L92 94L94 92L99 93L100 91H98ZM132 90L136 93L138 92V94L133 95L132 92H130ZM34 92L36 93L37 91L32 90L31 93H29V95L30 94L31 95L33 94V95L32 96L28 95V97H29L28 99H30V101H31V99H34V95H35ZM5 93H6V95H5ZM96 93L93 95L91 94L92 95L91 97L94 100L98 101V97H100V94L98 96V94H96ZM67 98H69V97H67L65 95V91H63V93L58 95V99L56 98L55 101H60V100H64V99L67 100ZM99 99H101V98H99ZM118 99H116V100H118ZM74 100L75 99H73L72 101H74ZM30 103H32V102H30ZM217 107H220V105H218ZM236 109H238V110H236ZM4 112L3 111L0 112V118H1L0 121H2L3 119H6V118L7 119L5 121H9L10 119H12V117L8 116V115H10V111L8 112V110H4ZM32 116L33 115H31V116L27 115L28 119H32V118L36 119V120H34L35 122H37L38 120H41V119L43 121L44 115L40 116V118H34V116L33 117ZM98 116H96V117H98ZM146 119H152V120L147 122V121H145ZM235 119H236V121H235ZM71 120H72V118H71ZM34 121H31V122H34ZM245 121H246V123H245ZM39 124H42V123L38 122L37 125H39ZM240 124H241V127H238V126H240ZM243 125H245V126L243 127ZM121 126H122V128H121ZM123 127H124V130H123ZM119 129H120V132H118ZM121 129L123 130V132L121 131ZM64 130H66V132L68 133L67 136L65 135ZM239 130H240V132H238ZM255 130H257V131H255ZM59 131H61V132H59ZM11 132H13V131L4 132L3 134H0V135H2L3 137H14V138H10L12 140L13 139H15V140L20 139L19 137L18 138L15 137V136H17V134H14ZM89 132H92V133L94 132L93 134H95V138L99 137L98 139L100 141L102 139V143H99V144H101V145L106 144V145H102L103 148L101 147V145H99L100 147L98 146L96 148V150H93V151L91 149H88V142L89 141H87V140H90V139L86 140L85 136L87 134H90ZM221 132H220V135L221 134L225 135ZM236 133H237V136H236ZM64 139H66V140H64ZM2 140L3 139L0 138V142ZM69 140H70V142H69ZM48 142H50V143H48ZM229 142H232L233 144H231ZM67 143H68V145H67ZM36 145H38V146H36ZM157 145H158V147H157ZM104 146H105V148H104ZM69 148H72L71 155H70V153L67 154L65 151L66 149H69ZM210 150H212V151H210ZM187 151H188V149H183L181 152H184L186 154ZM27 152H30V153H27ZM96 152H97V154H95ZM144 152L141 151V152L137 153V155L134 157V161L136 160V158H138L137 156L143 154ZM252 160H254V162H255L253 167L250 166V162ZM96 161L97 162L99 161V162L97 163ZM34 162H36V161H34ZM92 163L98 164L97 165L98 170L96 169L97 170L96 174H94V173H92V171H90V169L94 168L92 166L93 165ZM200 163H202V162H200ZM95 164H94V166H96ZM99 165L101 166V168H99L100 167ZM39 168H36V170L37 169L39 170ZM50 169H51V171H50ZM99 170H100V173L103 171H105L107 173L106 179H104V177H102V178L98 177ZM101 170H103V171H101ZM211 170H214V172H213L214 174L211 173ZM33 171H34V169H33ZM236 174H239V171ZM39 175H41V176H39ZM182 175L184 176L182 179L186 180V182L188 184H191V182L194 181V179H193L194 175H198L201 178V185L198 189L199 191H197V193L199 195L204 196L205 191L208 192V191H211L213 189V193H216L218 195L220 194V195H223L224 197L225 196L231 197L230 199H233V198L234 199H239V198L242 199V206L239 208L234 209L233 204H231L232 205L231 207L235 211H237L235 213V215L238 214V216L236 215V218H234V219L232 218L230 221L229 220L227 221L225 219L226 220V222H225V220H222V219L218 220V218H214V219L209 220L207 218V216L204 217L205 223L211 222V224L213 225L215 222L217 224V226H219V227H221L222 224L227 223V222H230V223L237 222V224H238V222H240L239 227H237L239 230L238 235H240V236H237V237L242 236V239L243 238L245 239L247 237H249V240L251 239L250 241L249 240L245 241L247 239H245V240L243 239L245 241V243L243 244L244 246L242 245L240 247V248H242V251H241L242 255H235L232 257V252L236 253L238 250V247H229L227 245V246H225L227 249L226 250L223 248L224 244L220 245L221 247L223 246L222 248L225 250V251L222 250L221 253H219L220 255L219 254L214 255L215 254L214 251H212L211 249L210 250L207 249L209 247L202 248V249H204V251L202 249H198L199 251H198L197 255L193 254V253L197 252V250L190 252L189 249H186V248L184 249L183 247L181 249L180 246L181 245L183 246L186 242L188 243V240H190L192 238V235L194 234V232L196 230L195 229L196 226L193 227L195 230L192 227L191 228L188 227L187 221L193 216L199 217L201 212H200V214H199V211H197L195 213L191 212V211L189 212L188 210H190V209L188 206H191V202L190 203L185 202V203H182L183 205L181 204L182 206H181V208H179V210L182 209L181 213L168 214L169 213V211H168L169 206L173 204V203L171 204V202H173L175 200L176 196L179 194L178 193L179 191L176 189H171L170 191H166L165 190V187H166L165 183H163V182L160 183V182L162 180H168V178H172V177L175 178L176 176L181 177ZM214 176H218V177H216V179H214L215 178ZM14 178H15V180H14ZM16 178H18L19 181ZM160 178H163V179H160ZM98 179H99V181H98ZM158 179H160V180H158ZM106 180H108V181H106ZM15 181H16V184L20 183L19 184L20 187L17 186L16 188L13 187V189H11L12 185H9V183L13 184V182H15ZM40 182H41V180H40ZM91 183H93L92 186H91ZM82 184L88 185L89 189H88L87 193L85 192V193L78 194V192H77L78 186L82 185ZM95 185H97V186H95ZM124 186L125 187L127 186V187L125 188ZM254 186H256V187H254ZM114 187H116V185H114ZM137 187H142V189H141L143 192L142 197L145 195L143 200H142L143 201L142 203H141V199L136 201V194H134V195L131 194V193H133L131 191H134V189L136 190ZM90 188H91V190H90ZM99 188H101V190ZM106 189H109V191ZM127 189L131 190V191H128ZM120 190L122 193H120ZM242 190H245V192H243ZM99 193H100V195H99ZM113 193H114V195H113ZM85 194H86L87 199L85 197ZM31 195H33V196H31ZM88 196H89V198H88ZM3 197H1V198H3ZM8 197H10V198H8ZM109 197H110V199H109ZM145 200H146V203H145ZM6 201H7V203H6ZM111 201H112V203H110ZM136 202H138L137 206H136ZM139 202L141 204H139ZM150 203H152V204H150ZM154 203H156V204L153 205ZM230 203H232V202H230ZM230 203H229V205H230ZM175 204H177V203H175ZM203 204H204V208L203 209L201 208V209L205 210L206 212H208V211L209 212L211 211L212 213L214 212V214H212L213 216L217 212L218 213L220 212V211H217L220 208L216 207L215 202L203 201ZM229 205H226V207ZM172 206L175 207L174 205H172ZM227 208H229V207H227ZM227 208H225V209H227ZM100 209H102V210H100ZM149 209H151V210H149ZM156 209H157V211H156ZM215 209H217V210H215ZM239 209H240V211H239ZM176 210H178V209H176ZM220 210H222V209H220ZM161 212L162 213L164 212V213L162 214ZM91 213L93 214L94 211L89 212L88 214L86 213V214L92 215ZM196 214L199 216H197ZM223 214H225V213H223ZM87 215L80 216V219H81L80 223L82 225H87L88 222L90 221V219L88 218L89 216H87ZM68 217H69V219H68ZM214 217H216V216H214ZM5 219H0V225L7 224V222L10 223L12 221L11 217L10 218L8 217ZM10 219H11V221H10ZM133 219H135L137 223L135 221H133ZM36 223H37L36 221H34L33 224L31 223L29 225L30 228H32ZM135 223H136V225H135ZM203 223H204V221L202 222V224ZM202 224L200 223L199 226H201ZM184 226H187L188 228H186ZM129 227H131V228H129ZM30 228H28V230H26L24 232L23 231H21V233L18 232V234H20V236H23V234H25L26 237L28 238V241H29V239L31 238V235L29 233ZM218 232H220V231H218ZM102 233H104L105 237H107V239H109V236L105 234L104 230L102 231ZM18 234L16 233V235H15V236H17L16 237L17 239L19 238ZM233 234H235V233H233ZM206 235H207L206 240H209V239L214 240L218 237H221L220 235H222V234L221 233H219V234L218 233H214V234L208 233ZM229 235L231 236V234H228L226 236L229 237ZM243 235H244V237H243ZM251 236H253V238H250ZM2 239L5 240L4 238H2ZM12 239H11V242L13 243L15 238L13 239V241H12ZM26 239L24 238V240H26ZM221 239L224 240V238H221ZM201 240H204L203 237ZM20 241H21V239H20ZM20 241H19V244H21ZM193 241L195 243V241H197V239H194ZM11 242L10 243L6 242V243H4L3 247H0V254H3L4 252L8 251V250L5 251L3 249L7 248L10 244H12ZM183 242H184V244H183ZM199 242H202V241H199ZM217 243H220V242L217 241ZM197 244H201V243H197ZM251 245H252V247H251ZM54 246H55V242H52L50 244V247H52L54 249ZM21 247H22V245H20L18 248H21ZM210 247H212V246H210ZM248 247L251 249L248 250ZM179 249L182 251H180ZM175 250L176 251L178 250L180 252H178V251L175 252ZM245 252H248V254H246ZM229 253H230L229 256H231L230 259L227 258V257H229L228 256ZM194 255H195V257L193 258ZM183 258H184V260H183ZM202 258H203V260H205V259L206 260L203 261ZM106 259L102 260V264H110L111 263L109 258L107 259V261H105ZM33 260H34V257L28 258V264H33V262H31ZM212 260H213V262H212ZM108 261H110V262H108ZM206 261L209 263H207ZM86 264H91V263L88 262Z\"/></svg>","mask_w":264,"mask_h":264},{"label":"built area","instance_id":"obj_3","mask_svg":"<svg viewBox=\"0 0 264 264\" xmlns=\"http://www.w3.org/2000/svg\"><path fill=\"white\" fill-rule=\"evenodd\" d=\"M163 6L171 10L182 12L186 8V0H161ZM227 8L220 3L215 4L214 10L217 12L216 17L220 22V28L226 29L234 38L230 42V47L235 42L244 38L246 46L242 49L247 57L264 44V15L260 14L264 9V0H226ZM227 37L223 38L219 43L223 46L227 44ZM113 92H119L120 86L113 84L111 86ZM161 152H164L163 150ZM135 164L137 165H157V156L153 150H145V152L137 156ZM223 199V197H219ZM239 199H231L233 206L237 205ZM217 216V214H216ZM219 216V214H218Z\"/></svg>","mask_w":264,"mask_h":264},{"label":"crops","instance_id":"obj_4","mask_svg":"<svg viewBox=\"0 0 264 264\" xmlns=\"http://www.w3.org/2000/svg\"><path fill=\"white\" fill-rule=\"evenodd\" d=\"M218 36H219V34L217 35V37L216 38H218ZM220 42V41H219Z\"/></svg>","mask_w":264,"mask_h":264},{"label":"trees","instance_id":"obj_5","mask_svg":"<svg viewBox=\"0 0 264 264\" xmlns=\"http://www.w3.org/2000/svg\"><path fill=\"white\" fill-rule=\"evenodd\" d=\"M229 45H230V43L228 45L226 44V46H229Z\"/></svg>","mask_w":264,"mask_h":264}]
</instances>
